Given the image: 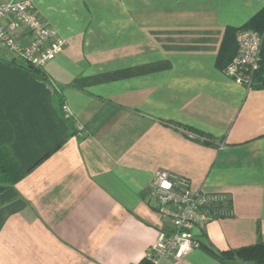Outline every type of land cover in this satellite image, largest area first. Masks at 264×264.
Wrapping results in <instances>:
<instances>
[{"label": "crops", "instance_id": "0c3cea01", "mask_svg": "<svg viewBox=\"0 0 264 264\" xmlns=\"http://www.w3.org/2000/svg\"><path fill=\"white\" fill-rule=\"evenodd\" d=\"M32 1L60 50L42 80L0 47V147L24 172L0 191V264H141L159 169L233 208L160 264H255L218 254L264 243V88L215 63L264 0Z\"/></svg>", "mask_w": 264, "mask_h": 264}, {"label": "built area", "instance_id": "2783aa9c", "mask_svg": "<svg viewBox=\"0 0 264 264\" xmlns=\"http://www.w3.org/2000/svg\"><path fill=\"white\" fill-rule=\"evenodd\" d=\"M19 29L28 32L27 44L16 39L15 32ZM262 35L253 29H238L234 36L235 53L223 69L228 77L247 89L264 84ZM55 37V29L39 19L32 0L0 2V47L11 51L19 61L41 67L60 50V42L55 43ZM69 108L65 103L62 105L64 118L72 117ZM149 184V197L154 200L155 210L164 225L158 230L154 243L147 248L143 264L182 258L200 246L199 225L233 215L226 194L194 189L188 178L168 170H155Z\"/></svg>", "mask_w": 264, "mask_h": 264}, {"label": "trees", "instance_id": "16d2710c", "mask_svg": "<svg viewBox=\"0 0 264 264\" xmlns=\"http://www.w3.org/2000/svg\"><path fill=\"white\" fill-rule=\"evenodd\" d=\"M240 28H249L256 30L263 35L262 40V54L264 57V8L261 9L256 15L250 18L247 22L243 23L240 27L228 26L225 28L220 48L216 58V66L220 69H224L232 59L235 49V34ZM32 76L38 79H46V75L40 67L30 65L28 63H21L20 65ZM253 88H264L263 85H257ZM6 147H0V191L5 187L13 184L21 179L24 172L19 168L18 164L10 154V151ZM218 256L220 259L236 258L243 261L252 262L255 264H264V243H255L246 246H242L236 250H224L220 251ZM141 264H143L141 262Z\"/></svg>", "mask_w": 264, "mask_h": 264}]
</instances>
